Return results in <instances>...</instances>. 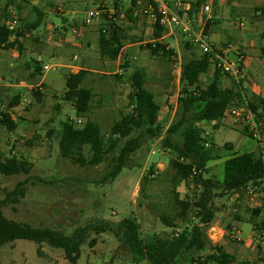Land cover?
I'll use <instances>...</instances> for the list:
<instances>
[{
	"label": "rangeland",
	"instance_id": "obj_1",
	"mask_svg": "<svg viewBox=\"0 0 264 264\" xmlns=\"http://www.w3.org/2000/svg\"><path fill=\"white\" fill-rule=\"evenodd\" d=\"M56 2L57 0H30L29 4H23V9L19 13L13 6L5 11L6 2L0 0V21L7 22L12 12H16L19 21L31 20L35 17L33 8L43 12L50 8L52 13L47 14V19L55 18L56 22H61L58 18L61 15L56 9L63 5L64 8H69L70 5L66 6V2L56 5ZM117 2L119 12L117 15L121 13L126 15L127 9L132 7L131 1L119 0ZM114 5L115 3L111 1L98 7L114 9ZM86 7L81 6L77 10L85 11ZM134 11H138V8ZM138 16L140 19L141 16ZM47 19L44 25L34 31L30 37L22 39L24 46L22 53H17L19 49L16 47V52L5 56L10 60L8 67L12 75L7 73L0 75L4 85L11 82L19 83L21 80L30 83L28 81L29 70L26 67V62L30 59L40 56L43 60L42 67L45 64L54 66L46 74L43 82L41 79L32 81L35 85L42 83L39 86L43 87L42 92L54 89L52 92L49 91L48 95L43 93L45 96L42 97L41 102L37 101L30 90H26L23 107L16 113L20 123L19 131L16 134L9 133L0 127V151L6 156L26 158L34 164L30 175L5 176L0 173V204L3 213L9 220L28 224L34 228L55 229L66 235H72L79 227L92 225L81 249V259L77 264H150L146 260L136 259V256L121 240L118 225L123 219L134 216L141 225L142 238L146 239L152 236L168 238L185 228H192L199 224V221H189L184 224L180 221L176 228H170L162 220L163 217H173L176 213L174 210L176 207L173 204L175 193H178L182 199L188 198L193 203L201 190H196L191 183H182L175 188L171 162L176 158V153L163 145L162 138L152 141L146 138L142 148L133 154L119 176L113 182L102 183L104 176L110 171L109 161H107L110 156L104 163L97 166L74 165L70 160L61 156L57 140L54 137L49 138L48 131L50 129L60 130L61 122L77 121L75 110L63 99V92L66 90L64 78L71 72H78V68L84 66L80 59L82 52L89 54V57H93L94 61L98 62L91 66L100 74H88L84 85L94 90L97 96L93 100V110L89 119L99 124L105 134L116 121L121 119L123 114L131 112L130 77L137 68L146 71V87L155 95L160 106L159 121L167 130L177 118L182 64L185 60H189L192 54L198 56L202 52L197 47L187 49L185 45L187 37L178 31L175 34L176 37L173 35L160 41L167 45L173 54L154 56L148 48V45L153 43V33L148 32L146 27L139 26L136 22L129 31L133 42L127 44H137L125 48L118 63L104 59V64H102L97 29L94 31L95 39L91 40L89 46L81 42L84 47L80 50L58 48L55 45L59 40L55 38V34H67V32L62 28H56L53 22H48ZM118 21L123 24L128 21V18L119 16ZM239 22L237 20V24ZM243 22L246 24L243 29L248 28L250 22L244 20ZM95 24L100 27L101 21L93 25ZM237 24L235 26L239 29ZM21 25L23 26V23ZM235 33L239 35L240 30H235ZM71 36L75 37L76 42H80L76 35L71 34ZM74 55L79 56L78 61H73ZM105 61L108 63L105 64ZM125 61L128 63L127 68H123ZM230 61L234 63L235 59L231 57ZM61 65H73L75 68H64ZM211 73L212 70L209 74ZM54 80L58 83L51 86L50 83ZM202 81L206 83L208 76L204 75ZM226 83L225 81L224 84ZM1 98L0 111H4L10 98ZM57 106H60L59 110ZM260 122L264 133V120ZM199 127L206 128L201 124ZM242 129L244 126H240L239 130L242 131ZM239 130L222 126L219 130L212 129V133L218 145L232 142L236 151L240 153L246 150L255 151L257 141L253 138L255 142ZM28 141H33V144L28 146ZM175 141L177 142L176 139ZM123 143L124 141L121 145ZM84 153L89 155L88 149H85ZM117 154L118 152H115L113 155ZM215 165L210 171L220 179L224 173L223 166L220 162ZM152 170L154 173L157 172L154 177ZM27 179L29 181L26 184L28 189L26 196L20 198L19 203L2 204L7 193ZM214 193L218 195L219 190H215ZM241 201L242 199L239 200L234 194H227L224 197L214 196L212 205L218 212L213 225L207 229V235L214 245L223 244L227 251L235 254L240 260H248L252 264H264V249L256 248V242L255 249L252 245L248 246V243L244 241V238L248 237H243L242 224L236 220V217L243 219L245 216L243 212L246 209L244 202ZM240 205L242 207H239ZM236 207L239 208L237 213L235 212ZM228 224L232 227L230 234H228L230 232L227 228ZM97 229L99 231H96ZM219 229L226 230L228 233L219 231ZM226 235L229 236L226 237ZM254 236H252L253 239ZM93 240L95 242L91 244ZM39 247L42 251L41 255L38 254ZM0 264L72 263L66 260L62 250L53 249L46 244L39 246L32 241L17 240L0 247Z\"/></svg>",
	"mask_w": 264,
	"mask_h": 264
},
{
	"label": "trees",
	"instance_id": "obj_2",
	"mask_svg": "<svg viewBox=\"0 0 264 264\" xmlns=\"http://www.w3.org/2000/svg\"><path fill=\"white\" fill-rule=\"evenodd\" d=\"M4 10L13 6L19 13L23 4L30 0H3ZM139 0H132V7L125 17L132 19V12L138 8ZM118 12V2L115 1ZM202 3L198 0L189 15ZM35 17L31 20H20L23 23L16 31H9L7 22L0 21V49H18L22 52L23 46L20 38L31 34L40 28L44 22L43 11L33 8ZM114 18L119 17V14ZM206 32V31H205ZM167 33L166 29L154 27L155 43L148 48L152 55L171 56L173 51L161 43V38ZM128 42H133L128 29L106 18L105 23L99 27L98 44L100 55L103 59L117 61L122 50ZM187 49L192 44L185 43ZM194 47V46H193ZM264 56V47L262 48ZM214 54H192L185 60L181 68L180 95L178 98V113L175 121L165 130L164 124L159 121L160 106L155 95L147 87V74L142 68H137L130 77L132 92L129 94L131 112L123 114L105 134L99 124L89 119L95 93L92 89L84 87V81L89 74L81 69L77 73H70L66 78V90L63 99L75 105L77 121L68 120L61 122V129L48 131L49 138H55L61 156L70 160L74 165L81 167L97 166L104 163L107 158L110 171L104 176L102 183L113 182L122 170L128 165L130 158L142 148L146 138L150 141L162 138L163 145L176 153V158L171 162L174 171V185L177 188L182 183L194 185L201 189L193 203L189 199H181L178 193L173 198L176 207L173 217H163L165 225L176 228L178 222L187 223L195 214L199 224L192 228H185L180 233L163 238L152 236L142 238L141 225L134 216L123 219L118 229L121 231V240L136 256L137 260H146L150 264H252L240 261L226 251L221 245H214L207 235V229L215 219V210L212 205L214 196L224 197L227 194H239V200L244 197L246 188L260 182L264 178V160L260 153L244 152L231 153V144H225L224 149L229 151L223 156L214 140L206 137L200 124H214L218 129L226 111L231 107H239L245 102L254 112L259 121L264 120V98L253 95L247 97L234 82V86L225 87L222 79L231 78L216 64L214 76L205 83L202 75L207 73L209 67L216 63ZM27 66L34 69L30 77L35 78L43 70L41 63L31 60ZM125 61L123 68H127ZM232 79V78H231ZM33 96L41 102L44 96L41 89L32 90ZM22 96L15 94L10 98L4 111H0V127L13 133L18 128V123L10 114L13 108L20 105ZM86 118V120H85ZM81 120L82 123H78ZM83 120L85 122L83 123ZM165 130V131H164ZM137 133L136 135H133ZM243 133L253 138L248 128ZM177 140V142L175 141ZM124 143L121 145V143ZM33 141H28L31 146ZM210 142L211 147L206 148L205 143ZM88 149L89 155L84 153ZM115 152H118L117 155ZM225 159L223 164V177L218 179L210 175L211 162ZM34 164L26 158L6 156L0 151V173L5 176L30 175ZM153 174V170L151 171ZM146 180V179H145ZM29 179L19 183L16 188L7 193L2 204L7 202L19 203L27 193L26 184ZM219 190L218 195L214 192ZM254 220L261 214L259 210H252ZM238 218V217H236ZM193 222V221H192ZM264 225V224H262ZM261 225H255V232ZM92 225L77 228L72 235H66L51 228H34L28 224L9 220L3 213L0 204V247L14 243L17 240H28L39 246L46 244L53 249L62 250L66 260L77 264L82 256V246ZM96 231H99L97 229ZM95 241L93 240L91 244ZM41 248L38 254L41 255Z\"/></svg>",
	"mask_w": 264,
	"mask_h": 264
},
{
	"label": "crops",
	"instance_id": "obj_3",
	"mask_svg": "<svg viewBox=\"0 0 264 264\" xmlns=\"http://www.w3.org/2000/svg\"><path fill=\"white\" fill-rule=\"evenodd\" d=\"M111 1L115 2V1H119V0H57L56 5L62 4L64 2H66L65 3L66 6L70 5L69 8L67 7L68 9L64 8V5L61 6V11L59 10L60 6L56 9V11L59 12V14L61 15V16H58V18H60L61 22H56L55 18L47 19V14L52 13L51 12L52 10H50V8H47L43 12L45 14V18H44V22H43L42 26L44 25V23L46 22V19H47L48 22L52 21L56 28H60V29L62 28L63 30H65V32H67V34H65V33H62L59 35L55 34L56 35L55 38L57 40H59L55 45L56 47H58V48L64 47V48L69 49V50L73 49L74 51L80 50V49H82V47H84L83 43H81V42H85V45L89 46L91 40L95 39V32L94 31H96V29H97V31H99V25L96 26V24H95L92 26L83 27L82 17H83V13L85 11H81V10L79 11L77 9L81 6H87L86 10L87 9H93V8H97L101 4H106V3L111 2ZM126 1H128V0H126ZM130 1L132 4V0H130ZM166 1L172 8H174V9L176 8V2L178 0H166ZM180 1L183 4L180 9L181 10L185 9L184 11L182 10L181 14L184 16H188L190 18L191 23L194 26V28L197 31H201V30L206 31L209 34L210 39H211V44H212V47L214 50V52L212 54H214L215 61H217V62L214 63L213 65H211L209 67L207 73H205L204 75H207L208 79H211L215 73V68H216L215 66H216V64L218 65V63L220 62V59L230 61V58L232 57L235 59L234 63H240L243 66V69H242L243 70V77L237 83L240 84V88L245 93V95H247L248 98L252 97L253 95L261 96L264 98V56L262 53V48L264 47V0H202V3H200L198 8H196L195 10L193 9V14L191 16L189 15V11L192 10L193 5L198 0H188V1H184V2L182 0H180ZM205 5L210 6V11H208V12L204 11ZM128 10L129 9H127V11ZM132 15H133L132 19H128V21H126V23H123L124 25L122 24L123 27L128 29V32L131 30V26L135 25V23L138 22L139 26L143 25L144 27H146V29H148V32H152L153 36H154V30L151 28V26L149 25V23L145 19H141V18H140L141 20L139 19L137 11H133ZM237 20H239V21L244 20L246 22L248 21V22H250V25L246 29H240V28L238 29L235 26L237 24ZM48 28H51V27L48 26ZM73 30H77V34H74ZM235 30H240V34L237 35L235 33ZM178 31L181 32V30L179 28L167 29V33L163 36V38H161V41H163L164 39L171 37L173 35H174V37H176L175 34ZM31 34H26L25 37H23V38L30 37ZM71 34L76 35V37L80 39V42H76L75 37L74 36L72 37ZM129 34L132 36L131 33H129ZM98 35H99V32H98ZM23 38H20V42H21L22 46H23V43H22ZM74 40H75V42H74ZM185 40H186V42H189L187 38H185ZM136 44L137 43L127 44L124 46L123 50L129 46L136 45ZM194 47L192 46L193 49H195ZM23 50H24V46H23ZM14 52H16L15 49H9V50L0 49V75L2 73L11 74L9 72L10 69L8 67L10 60L8 58H6L5 56H8V54H12ZM17 53H22V52L20 50L19 51L17 50ZM99 54H100V51H99ZM100 57H101V55H100ZM80 59H81V62L84 63V66L79 67L78 68L79 70H81V69L87 70L89 72V74L99 73V72H96L94 69H92L93 66H91V65H94L95 63H98V62L94 61L93 57L92 58L89 57V54L82 52ZM31 60H36L40 63L43 61L42 57H40V56H38V58L37 57L32 58V59H30V61ZM78 60H79V56L74 55L73 61L75 62ZM119 61H120V57L118 58L117 61H109V62H117L118 63ZM101 62H102V64H104V59L102 57H101ZM26 63H28V62H26ZM107 63L108 62L105 61V64H107ZM45 65H48V64H45ZM61 66L64 68H75V66H73V65H61ZM26 67H27V70H29L28 71L29 72L28 77H30V74L33 73L34 69L30 68L27 65H26ZM210 70H212L211 74H209ZM47 73L48 72H44L42 70L41 73L39 75H37L35 78L30 77L28 80L30 83H28L26 80H21L19 83L11 82V83H5V85L3 83L2 77L0 76V79L2 80V85H3V89L0 93V97L11 98L12 95H15V94H20L22 96V100L20 102V105L16 108H13L10 112L13 119L18 123V128L16 129V131L13 132L14 134H16L17 131H19L20 123L17 120L16 113L19 112L23 107V100H24V96L26 94L25 93L26 90H30L31 92H32V90H36L35 88H40L41 90H43V87H39L40 85H42L41 82L38 83L37 85H35L32 83V81H35V80L37 81V80L41 79L43 82L45 80V76ZM71 73H73V72H71ZM43 74H45V75L43 76ZM101 74H103V73H101ZM204 75H202V77ZM7 77H9V76L7 75ZM202 77H201V80H202ZM66 78H67V75L64 78L65 82H66ZM86 78H88V77H86ZM226 79H228V80H226ZM86 80L87 79H85L84 84H85ZM222 80H223L222 81L223 85L225 87H232L235 84L234 82H236L235 80H233L229 77H224ZM225 81L227 82L226 84H224ZM57 83H58V81L54 80L53 83H50V85L55 86ZM84 84H83V86L86 87ZM87 88H90V87H87ZM53 90L54 89H50L49 91L52 92ZM49 91L45 90L44 92H42V91L41 92L44 93L45 95H48V93H50ZM64 92H65V90H64ZM64 92H63V94H64ZM93 92L95 93L94 90H93ZM44 96H43V98H44ZM95 97H97V96L95 95ZM68 103L71 104V108L73 110H75V113H76L75 105L71 102H68ZM59 109H60V106H57V110H59ZM92 110H93V107H92ZM92 110H91V112H92ZM21 114H22V112H21ZM89 115H91V114H89ZM201 125L208 128V130H205L206 128H203L205 135H208V137H210L214 140L215 144L217 145V147L219 148V150L221 151V154L223 156H225V154L227 152H229V151H226L224 149L225 144H231L232 145L233 150L230 151L231 153H235V152L240 153V152L236 151V147L232 142H226L222 145H218L214 136H213V133H212L213 132L212 129L213 130H219L222 128V126H226L228 128H231V129L239 130L240 126H242V125L234 124L232 117L225 115L224 118L221 120V124H220V127L218 129H214V126H213L214 124H201ZM229 125H231V127H229ZM243 130L244 129H242V131L241 130H239V131L243 132ZM252 140H254V139L252 138ZM256 146H257V148L255 151L246 150L245 152H255V153L259 154V147H258L257 143H256ZM256 151H258V152H256ZM224 161H225V159L211 162L209 165L210 170L212 169L213 166H216L215 164L218 162H220L221 166H223ZM211 174H212V172H211ZM235 195H237V197H239V194H234V196ZM241 202H243V198H242ZM240 207H242V206L240 205ZM245 209H246V210H244L245 212H243V213H245L244 214L245 216L243 217V219L236 218V220L242 224L243 237H245V236L248 237V238H244V241L246 243H248V246L252 245L253 249H255L254 245L256 242L257 243L256 248L261 250L263 247L260 244H258L259 242H257L258 240H257L256 235H255L254 226L256 224L257 225L263 224L261 221L262 220V213L254 220V217H253L251 211L252 210H259V209H251V208H247V207H245ZM259 211L261 212V210H259ZM217 212L218 211L216 210L215 211V219H216ZM215 219H214V221H215ZM214 221H213V223H214ZM213 223L211 224V226L213 225ZM227 226H228L227 228L230 231L229 233L223 229L222 230L219 229V231H224L226 234L227 233L230 234L232 227L230 224H228ZM253 235H255L254 236L255 240L252 238ZM228 236L229 235H226V237H228ZM218 245H221L226 249V247L223 244H218ZM227 252L231 253L229 251H227ZM231 254H233V253H231ZM233 255H235V254H233ZM238 260H240V259L238 258ZM240 261H248V260H240ZM248 262H250V261H248Z\"/></svg>",
	"mask_w": 264,
	"mask_h": 264
},
{
	"label": "built area",
	"instance_id": "obj_4",
	"mask_svg": "<svg viewBox=\"0 0 264 264\" xmlns=\"http://www.w3.org/2000/svg\"><path fill=\"white\" fill-rule=\"evenodd\" d=\"M143 5V6H142ZM182 2L178 0L176 2V8H172L166 0H139L138 1V15L141 18L145 19L149 25L154 30L155 26H159L163 29H174L179 28L181 32L187 37L188 41L198 49L203 54L213 53V47L211 44L210 36L207 32L201 30L197 31L191 23V20L188 16H184L181 14L182 10ZM142 6V7H140ZM61 11V7H59ZM204 11H210V6L205 5ZM117 10L108 9L104 7H97L93 9H87L83 13V27L92 26L95 22L101 21V25L105 23L106 18L112 20L114 23L118 25L120 22L118 21V17L114 18ZM119 16L122 18L125 17L123 13ZM9 31H16L21 23L16 12H12L10 19L6 23ZM241 29H243L246 24L243 21H240L237 24ZM74 34H77V30H73ZM155 43V41H153ZM4 50V49H3ZM220 59V58H219ZM219 68L223 69L225 73H227L233 80L238 82L243 77V66L240 63H232L230 61L220 59V62L217 65ZM54 68L51 65H44L43 71L49 72ZM3 89L2 80L0 79V93ZM225 115L232 117L234 124L242 125L245 128H248L253 138L257 141L259 147V153L264 160V133L261 130L262 123L258 121L254 112L248 107V104L245 102L243 105L239 107H231L229 108ZM78 123H82L81 120ZM206 137L208 135H205ZM206 148L211 147V143H205ZM156 173H153L152 176H156ZM243 204L247 208L251 209H259L262 213V223L264 224V178L255 184L249 185L244 193ZM240 207V206H239ZM239 208L236 207L235 212L237 213ZM190 220L193 222H197L198 218L193 214L190 217ZM256 238L259 244L264 248V225H261L260 229L255 232Z\"/></svg>",
	"mask_w": 264,
	"mask_h": 264
}]
</instances>
